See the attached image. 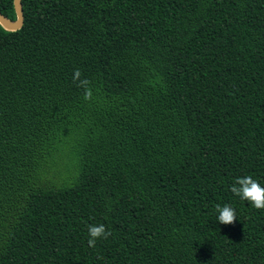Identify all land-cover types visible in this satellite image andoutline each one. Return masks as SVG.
<instances>
[{
  "label": "trees",
  "instance_id": "trees-1",
  "mask_svg": "<svg viewBox=\"0 0 264 264\" xmlns=\"http://www.w3.org/2000/svg\"><path fill=\"white\" fill-rule=\"evenodd\" d=\"M22 4L0 25V264H264V210L230 190L264 186V0Z\"/></svg>",
  "mask_w": 264,
  "mask_h": 264
},
{
  "label": "clouds",
  "instance_id": "clouds-1",
  "mask_svg": "<svg viewBox=\"0 0 264 264\" xmlns=\"http://www.w3.org/2000/svg\"><path fill=\"white\" fill-rule=\"evenodd\" d=\"M80 72L77 70L74 73V79H78ZM87 81H80L81 85H87ZM87 98V97H86ZM231 192L243 201H247L251 207L257 210H264V186L250 175L237 177L235 184L231 187ZM216 222L219 225H230L236 220L235 210L230 205H217ZM103 225H90L88 227V244L93 246L97 239L106 237Z\"/></svg>",
  "mask_w": 264,
  "mask_h": 264
},
{
  "label": "water",
  "instance_id": "water-1",
  "mask_svg": "<svg viewBox=\"0 0 264 264\" xmlns=\"http://www.w3.org/2000/svg\"><path fill=\"white\" fill-rule=\"evenodd\" d=\"M14 7L17 16L16 20H11L0 12V25L9 32L21 30L25 23L22 0H14Z\"/></svg>",
  "mask_w": 264,
  "mask_h": 264
}]
</instances>
